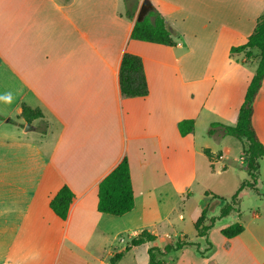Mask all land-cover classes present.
Wrapping results in <instances>:
<instances>
[{
    "label": "crops",
    "instance_id": "crops-1",
    "mask_svg": "<svg viewBox=\"0 0 264 264\" xmlns=\"http://www.w3.org/2000/svg\"><path fill=\"white\" fill-rule=\"evenodd\" d=\"M150 3L180 34L175 46L131 39L138 8L133 20L126 18L124 0H0V264H110L145 230L156 240L124 258L186 236L196 246L161 256L168 258L159 259L163 264H264V212H252L247 222L241 209L220 218V204L205 196L213 192L198 183L197 172L198 162L211 174L223 175L237 161L246 170L244 141L207 139L199 128L208 136L212 123L236 124L260 52L251 49L246 59L231 49L254 33L264 0ZM125 53L143 60L146 97L122 95ZM23 105L43 112L46 134L25 130L20 119L9 122ZM188 119L195 130L183 137L178 123ZM252 121L264 145V82ZM124 158L134 209L120 217L102 214L99 184ZM263 163L264 157L260 171ZM195 184L202 191L194 225L208 205L205 224L216 220L206 237L195 227L193 234L183 231ZM63 186L74 193L66 220L50 207ZM173 193L184 204L163 210ZM176 212L177 224L170 219ZM236 222L244 232L226 238L222 229ZM117 242L119 250L110 253Z\"/></svg>",
    "mask_w": 264,
    "mask_h": 264
},
{
    "label": "trees",
    "instance_id": "trees-1",
    "mask_svg": "<svg viewBox=\"0 0 264 264\" xmlns=\"http://www.w3.org/2000/svg\"><path fill=\"white\" fill-rule=\"evenodd\" d=\"M140 0H124L125 13L124 16L133 20L137 11ZM131 39L143 42L157 43L168 46H175L180 34L166 21V19L151 6L150 11L142 21H135L134 27L130 36ZM258 49L260 52L259 62L256 73L248 86L244 102L240 108L237 122L234 126H227L221 123H212L207 131L208 136L215 139L223 137H234L240 141H244V156L246 162L247 179L242 181L237 191L230 197L206 192L205 196H210L220 204V218L230 216L232 214L239 215L240 209V193L244 189H250L259 192L260 177H261V161L264 157V145L257 135L253 126L254 102L257 94L262 88L264 82V13L259 18L254 33L248 38L246 44L239 47H233L231 53L245 52L246 59L252 56L251 49ZM120 88L122 95L128 98L146 97L149 93L146 76L144 73V65L141 57L125 53L120 66ZM5 118L0 115V120ZM18 119L24 120L27 124L40 120L42 126L35 127L42 134H46L48 124L44 120V114L40 109H32L23 105L21 114ZM12 124H17V121L9 119ZM23 127V125H20ZM195 130V120H182L178 123V131L181 136L185 137L192 134ZM208 156H211L206 151ZM98 211L102 214L120 217L130 213L134 209V191L132 186L130 166L127 158L112 170L99 184L98 187ZM74 199V193L68 186H63L60 191L52 198L50 207L55 214L63 220H66L69 214L70 206ZM209 205L203 209L202 216L195 223V230L200 237H206L216 223L215 218H209V224H205V220L209 217ZM244 226L236 222L224 229L222 234L226 238H234L244 232ZM156 240V237L148 231H142L138 237L128 242L126 247L119 253L113 255L110 259V264H118L126 253L132 248L150 243ZM196 246L195 243L188 240L186 236L179 238L175 243L167 244L163 249L151 247L148 249L149 263L148 264H163L157 257L165 256L171 251H178L185 247ZM213 246L208 243L210 252ZM204 256V252H199Z\"/></svg>",
    "mask_w": 264,
    "mask_h": 264
},
{
    "label": "rangeland",
    "instance_id": "rangeland-1",
    "mask_svg": "<svg viewBox=\"0 0 264 264\" xmlns=\"http://www.w3.org/2000/svg\"><path fill=\"white\" fill-rule=\"evenodd\" d=\"M130 2L132 3L133 0H130ZM14 120L17 121L19 119H14ZM19 121L22 123L21 125H23V126L25 125V128H27V123L24 120L20 119ZM33 123L30 125V129L28 131L29 132L37 131V132L41 133L39 130H36L35 127L37 126V127L41 128L42 122L40 120L35 121L36 126H34ZM199 133H201L203 135L202 137H205L207 139L210 137V136H206L205 131H203L200 128H199ZM232 139L235 140V138H232ZM244 158H245V156H244ZM197 166H198L197 172L200 176V180H198V183L207 186V188H209L210 191L213 192V194L223 196V197H230L237 191V189L240 185L239 184L240 176H242L241 178H243V180L247 179V177H248L246 170H245V168H242L243 166L241 165L240 161H237V165H235V166H234V164L231 165L230 169L227 172H225L223 175H218L217 173L211 174L212 169H210V167H208L206 162H203V163L198 162ZM216 167L219 168L220 164H217ZM151 172H152V170H151ZM204 174H206V175L204 176ZM151 180L154 183H158V179H157L156 175ZM145 184H149V182H146ZM192 191L194 193V197H192L187 202L185 213H184L185 214V222L182 224L183 225V231L188 232L190 234H193V232H194V223L193 222L196 221L197 218L199 217V215L198 216L196 215L195 206L197 204H199L200 198H199L198 194H200L202 189L200 188V186L195 184V185H192ZM259 192L260 193L258 194L254 190L246 189L245 191L240 193V199H241L240 209H241V212L243 214V217L241 218L242 222H247V219L249 218L251 213L254 211L264 212V163H263V168L261 171ZM213 201H216V200H213ZM183 204L184 203L181 202V199L173 193L172 196L166 197L165 202H163V208L162 209L170 211L174 206H181L182 207ZM170 219L172 221H174L176 224L179 223V221H180L178 219V213L177 212L173 213ZM158 245H161V242H158ZM119 246H120L119 242L113 243L112 245L110 244L108 246V250L110 253L111 252L115 253L119 250ZM140 251L141 252H139V254L136 257L137 259L133 258L132 255H128L119 264H133L135 260H138V262L141 263L142 261H144V259H146V256L148 254L146 251H144L143 248ZM157 258L161 259V260L162 259L168 260V258L164 259L160 255H158Z\"/></svg>",
    "mask_w": 264,
    "mask_h": 264
},
{
    "label": "water",
    "instance_id": "water-1",
    "mask_svg": "<svg viewBox=\"0 0 264 264\" xmlns=\"http://www.w3.org/2000/svg\"><path fill=\"white\" fill-rule=\"evenodd\" d=\"M151 6L152 5L150 3V0H142L139 4L135 21H142L150 11ZM29 129H30V124H27V128H25V130L28 131Z\"/></svg>",
    "mask_w": 264,
    "mask_h": 264
}]
</instances>
